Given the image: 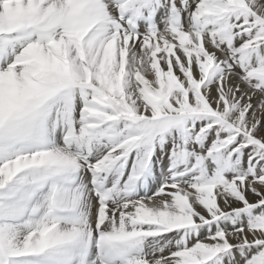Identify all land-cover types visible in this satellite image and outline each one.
<instances>
[{
  "label": "snow or ice",
  "instance_id": "snow-or-ice-1",
  "mask_svg": "<svg viewBox=\"0 0 264 264\" xmlns=\"http://www.w3.org/2000/svg\"><path fill=\"white\" fill-rule=\"evenodd\" d=\"M0 264H264V0H0Z\"/></svg>",
  "mask_w": 264,
  "mask_h": 264
}]
</instances>
